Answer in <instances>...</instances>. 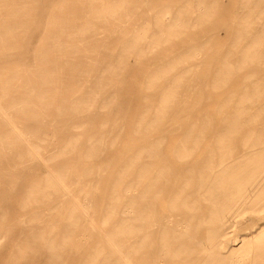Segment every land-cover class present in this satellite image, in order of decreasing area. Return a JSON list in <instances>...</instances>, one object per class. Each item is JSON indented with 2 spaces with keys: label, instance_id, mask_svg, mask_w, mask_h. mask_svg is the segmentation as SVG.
Segmentation results:
<instances>
[{
  "label": "bare ground",
  "instance_id": "bare-ground-1",
  "mask_svg": "<svg viewBox=\"0 0 264 264\" xmlns=\"http://www.w3.org/2000/svg\"><path fill=\"white\" fill-rule=\"evenodd\" d=\"M233 2L0 0V264H264V0Z\"/></svg>",
  "mask_w": 264,
  "mask_h": 264
},
{
  "label": "rangeland",
  "instance_id": "rangeland-1",
  "mask_svg": "<svg viewBox=\"0 0 264 264\" xmlns=\"http://www.w3.org/2000/svg\"><path fill=\"white\" fill-rule=\"evenodd\" d=\"M150 1H153V5L156 6V5H159L161 1H175V0H150ZM223 3H225V7L227 9V11H232L233 10V7H234V2L233 0H223ZM205 29V28H204ZM225 35H226V31L224 28H221V29H218V42H223L225 40ZM188 42V40H183V41H177L175 44H172L170 47H167L166 49H164L161 53H160V57L163 55V54H166V53H169L171 51H174L175 49L177 48H180L182 46H184L186 43ZM219 43V44H220ZM156 58V57H155ZM154 58V60H155ZM134 63V62H133ZM150 63V60L143 64V67H147L148 64ZM142 76V73L138 74L137 72H135V74H132L131 78L134 79V78H141ZM235 229H238V226H235L234 227ZM13 241H10L6 247V250L12 245Z\"/></svg>",
  "mask_w": 264,
  "mask_h": 264
}]
</instances>
